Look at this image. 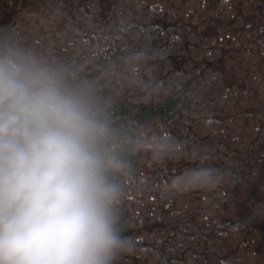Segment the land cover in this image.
<instances>
[{"label": "trees", "instance_id": "16d2710c", "mask_svg": "<svg viewBox=\"0 0 264 264\" xmlns=\"http://www.w3.org/2000/svg\"><path fill=\"white\" fill-rule=\"evenodd\" d=\"M2 42L108 102L128 163L114 264H264V0H0ZM162 130L183 155L135 151ZM201 165L223 174L214 188L163 190Z\"/></svg>", "mask_w": 264, "mask_h": 264}, {"label": "clouds", "instance_id": "9594fccd", "mask_svg": "<svg viewBox=\"0 0 264 264\" xmlns=\"http://www.w3.org/2000/svg\"><path fill=\"white\" fill-rule=\"evenodd\" d=\"M135 151L161 161L185 145L167 130L140 131ZM127 167L108 102L90 83L63 63L0 43V264H114L129 244L118 208ZM222 179L201 165L163 190L211 189Z\"/></svg>", "mask_w": 264, "mask_h": 264}]
</instances>
